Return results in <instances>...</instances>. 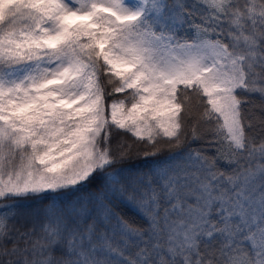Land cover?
<instances>
[{"label": "snow or ice", "instance_id": "6c2138e0", "mask_svg": "<svg viewBox=\"0 0 264 264\" xmlns=\"http://www.w3.org/2000/svg\"><path fill=\"white\" fill-rule=\"evenodd\" d=\"M0 264H264V0H0Z\"/></svg>", "mask_w": 264, "mask_h": 264}, {"label": "trees", "instance_id": "16d2710c", "mask_svg": "<svg viewBox=\"0 0 264 264\" xmlns=\"http://www.w3.org/2000/svg\"><path fill=\"white\" fill-rule=\"evenodd\" d=\"M253 101L254 103H256L257 105H259L261 103V101L259 100V98H253ZM123 139L126 144H133V150H132V153L131 155L134 156V157H137L136 159H133V160H129V161H126L125 163L123 164H119V165H116V167H119V168H128L129 165H135L137 168H140L142 170H147L148 167L151 165L152 161L153 160H162L164 157L168 156L169 155V152L168 151H164L162 152L159 156H155V157H149V159L147 161H143L141 159L142 155H143V151L144 149L142 148V146H136L134 144V138L131 137L130 134H125L123 132L119 133V134H113V139H112V147L115 149L117 144L119 143V141ZM202 145L199 144V143H193L191 144V147H201ZM140 149L139 151V156H137V149ZM165 147H168L167 145ZM150 150V149H149ZM173 151H180L182 149H175L173 148L172 149ZM82 195H87V190L84 191L83 193H80ZM44 204H47L48 201H44L43 202ZM23 204V208L25 211H29L31 209H35V208H39V207H42L43 205L42 204H37L35 202H22ZM127 218H130L132 219L134 222L138 223V224H143V220L141 217H139L138 215H136L135 213L129 211L128 212V217ZM25 221V217L24 216H21L18 218V220L16 221L17 225H19L20 223H24Z\"/></svg>", "mask_w": 264, "mask_h": 264}]
</instances>
